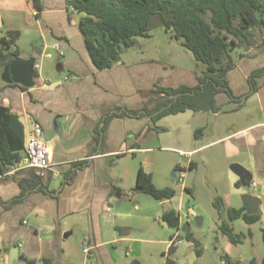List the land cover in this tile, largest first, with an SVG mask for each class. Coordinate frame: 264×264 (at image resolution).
Masks as SVG:
<instances>
[{
  "label": "crops",
  "instance_id": "crops-1",
  "mask_svg": "<svg viewBox=\"0 0 264 264\" xmlns=\"http://www.w3.org/2000/svg\"><path fill=\"white\" fill-rule=\"evenodd\" d=\"M39 1L42 11L36 16L30 0H0V51L7 58L0 59V104L19 115L25 133L31 123L40 125L44 136L49 135L46 143L51 154V169L43 176L35 169L25 168L12 179L0 181V261L10 264L12 253V257L17 256L12 264H27L26 259H33L34 264H43L42 259L60 264L61 252L70 258L66 244L78 231L83 242L88 240L93 246L95 264H115L109 245L127 238L117 236L115 231L109 233L102 224L104 213L111 211L107 209H111L115 189L110 170L128 154L153 148L140 144L147 122L151 121L148 117L120 118L111 114L116 108L118 114L138 110L143 105L138 91L152 89L158 78L169 77L170 72L150 61L136 66L120 61L110 69H96L78 27L81 14L68 8L66 0ZM7 31L19 32L15 46L1 45ZM32 32L37 33L39 41L21 47V37ZM260 40L241 52L244 54L227 74L232 97L217 99L220 111L210 112L213 118L232 112L248 116L252 111L259 117L231 127L199 147L178 150L191 155L222 144L231 165L239 164L252 174L251 182L254 174L264 180V78L255 92H250L248 84L250 73L264 67V53L250 56ZM55 45L62 56L58 57ZM14 49L18 58L40 53L32 88L12 82L7 65L14 58ZM47 50L53 51L55 63L49 61L44 68L42 59H53ZM180 74L182 77L176 76V87L197 84L192 72ZM106 117L110 119L101 131ZM191 168L195 164L188 159V170ZM178 174L179 178L185 175L184 171ZM20 184L29 186L23 194ZM117 193L120 197V191ZM14 198L19 199L10 203ZM110 226L113 230L125 228L113 221ZM14 249L18 253H13Z\"/></svg>",
  "mask_w": 264,
  "mask_h": 264
},
{
  "label": "rangeland",
  "instance_id": "rangeland-1",
  "mask_svg": "<svg viewBox=\"0 0 264 264\" xmlns=\"http://www.w3.org/2000/svg\"><path fill=\"white\" fill-rule=\"evenodd\" d=\"M251 33L253 35L251 40L257 43L261 36L256 30ZM149 35L148 38H136L133 47L122 49L120 61L129 66L154 62L170 72L169 77H160L156 81L170 86L176 85V76H180L181 71L201 75L206 70V66L197 63L180 42L169 39L157 18L151 20ZM35 40L39 41L36 32L27 33L21 37L20 45L24 48ZM253 50L250 56L264 53L260 51L261 49ZM46 52L50 53L53 59H42L44 68L49 61L55 63L53 51ZM150 90L138 91L142 103L147 100V92ZM221 97H226V94L221 93L217 99ZM240 106L241 104L238 107ZM142 108L143 105L138 110ZM232 113L213 118L210 111H186L165 116L156 123L148 121L140 144L153 149L128 154L121 162L111 167L115 189L111 197V211L107 213L109 215L104 213L102 224L109 229V233L115 231L117 236L127 238L126 241L109 245L115 264H132L133 261L138 264H166L169 241L173 235L179 240L176 252L169 256L174 261L173 264H223L224 256L240 264H249L251 260H254L255 264H260L264 256L261 235L264 229V180L254 174L256 188L247 189L231 170L232 161L225 157L222 144L205 147L191 155L178 151L199 147L218 138L229 128L259 117L256 111H252L248 116ZM188 159L195 164V168L188 170ZM140 166L151 176L155 187L172 188L175 191L174 197L169 201H159L148 194L135 193L133 189ZM173 171H184L185 175L180 179H173ZM237 182L239 186H236ZM186 189H190L191 194L186 192ZM118 191L120 197L116 196ZM243 195L257 196L261 199V204L253 210V213L260 214L259 221L254 224H246L241 219L235 221L228 219L227 210L240 208L243 205L241 198ZM216 200L222 202L220 214L214 206ZM169 208L174 209L179 215L177 227L169 226L161 219L163 212ZM190 211L201 217L199 225L195 222V217L185 218ZM118 213L121 215L117 216ZM112 221L125 228L113 230L110 226ZM222 224L231 228L233 234L240 237L241 243L232 244L221 232ZM186 225L189 229H185ZM77 232L66 244L70 258L63 256L61 252L60 264H84L83 240ZM196 246L199 255L196 254ZM92 260L95 262L94 254ZM0 264L6 263L0 261Z\"/></svg>",
  "mask_w": 264,
  "mask_h": 264
},
{
  "label": "trees",
  "instance_id": "trees-1",
  "mask_svg": "<svg viewBox=\"0 0 264 264\" xmlns=\"http://www.w3.org/2000/svg\"><path fill=\"white\" fill-rule=\"evenodd\" d=\"M36 16L42 11L39 0H30ZM68 8L81 14L79 30L82 34L88 55L96 67L102 71L110 69L120 61L122 49L135 45L136 38H148L150 23L157 18L164 27L169 39L180 42L197 63L206 66L201 75H195V86L163 85L154 83L153 89L147 92V100L141 110H125L111 117L140 119L148 117L156 123L161 118L177 115L186 111L218 113L221 105L217 98L221 93L232 97L227 74L235 68L236 60L253 46L252 31L261 36L257 49L264 52V0H66ZM18 31H7L1 38V45L15 46ZM11 56L17 58L19 53L14 49ZM1 61L7 58L0 51ZM264 78V67L254 70L248 77L250 92L258 89V80ZM234 100V98H233ZM110 117L104 119L101 131ZM100 137V135H99ZM99 137L94 138L95 141ZM25 128L16 113L0 104V172L18 162L24 151ZM192 169V168H191ZM23 192L29 187L20 184ZM239 186V183H236ZM135 193H145L159 201H169L175 195L172 188H157L151 176L140 166L137 171ZM186 192L191 194L190 189ZM14 198L10 203H15ZM214 206L221 213L222 202L216 200ZM230 221L238 219L246 224L259 221L260 214H248L242 206L239 209H228ZM161 219L169 226L179 225V215L174 209L163 212ZM221 232L232 244L241 243L239 236L231 228L222 224ZM264 245V229L262 230ZM171 236L170 241L173 240ZM196 254L199 249L196 246ZM176 252V246L169 244L166 264H173L169 258ZM27 264H34L33 259H26ZM43 264L49 261L42 259ZM223 264H240L228 256L222 258ZM132 264H138L133 261ZM249 264H255L251 260ZM264 264V256L260 261Z\"/></svg>",
  "mask_w": 264,
  "mask_h": 264
},
{
  "label": "built area",
  "instance_id": "built-area-1",
  "mask_svg": "<svg viewBox=\"0 0 264 264\" xmlns=\"http://www.w3.org/2000/svg\"><path fill=\"white\" fill-rule=\"evenodd\" d=\"M57 51L58 57L63 53L60 51L57 45L54 46ZM50 56L48 55L47 58ZM34 69H39L38 64H34ZM30 168L38 171L39 176H43L45 171L51 169V154L49 153L47 143L45 140L44 132L40 125L36 123L30 124V129L25 133L24 151L23 155L18 162L14 163L3 172H0V181L6 179H12L22 169ZM55 177V173H52ZM180 179V178H179ZM248 188H256L254 182H251ZM110 211V209H107ZM197 217L193 211H190L185 218ZM179 242L177 236L174 235L173 240L169 244H176ZM82 253L84 255V264H95L93 258V246H91L88 240H85L82 245Z\"/></svg>",
  "mask_w": 264,
  "mask_h": 264
},
{
  "label": "water",
  "instance_id": "water-1",
  "mask_svg": "<svg viewBox=\"0 0 264 264\" xmlns=\"http://www.w3.org/2000/svg\"><path fill=\"white\" fill-rule=\"evenodd\" d=\"M39 52L31 55L29 58H13L9 61L7 67L12 76V82L21 85L24 88H32L34 86V64L38 59ZM49 139V135L45 136V140ZM231 170L238 176L239 181L247 186V189L252 181V174L246 171L241 165L233 164L230 166ZM173 179H179L178 171H173ZM116 196H119L116 193ZM243 207L248 214H252L256 206L261 204V199L257 196L243 195L242 197ZM195 222L199 225L201 223V217H195ZM185 229H189L186 225ZM13 253H18L17 249H14ZM17 258V256H16ZM15 257H12V253L9 257V263L12 264Z\"/></svg>",
  "mask_w": 264,
  "mask_h": 264
}]
</instances>
